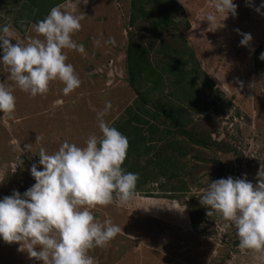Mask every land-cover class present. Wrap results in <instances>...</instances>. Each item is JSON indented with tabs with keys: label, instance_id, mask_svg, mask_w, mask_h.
Masks as SVG:
<instances>
[{
	"label": "rangeland",
	"instance_id": "1",
	"mask_svg": "<svg viewBox=\"0 0 264 264\" xmlns=\"http://www.w3.org/2000/svg\"><path fill=\"white\" fill-rule=\"evenodd\" d=\"M177 1L181 6L178 13L166 32L160 35L151 33L147 22L130 24L131 0H89L87 5L80 4L76 14L84 19L80 31L72 38L83 44L85 52L65 50L66 62L73 65L81 80L80 87L64 96V85L53 81L47 94L35 98L14 88L16 107L12 118L7 119L0 112L2 199L13 190L23 194L35 183L30 168L36 163L38 170H42L38 164L41 147L53 154L64 141L83 147L89 135H99L96 112L107 102H111L112 107L105 120L116 128L125 125L126 109L133 104L136 107L138 97L128 71L130 41L151 48L150 58L159 68L165 59H170L159 51L164 43L180 47L185 44V50L195 54L201 70L214 80L215 87L209 90L203 85V75L199 72L195 75L198 89L203 93L199 111L180 98L171 97L169 86L154 94L158 99H165L164 106L168 105L167 100H173L174 109L181 105L183 110L177 111L178 116L184 113L188 117L186 113H189L192 119L186 129L195 138L210 141L211 146L198 144L183 134L153 102L144 105L159 115L145 117L148 123L142 124L141 129L148 138L146 141H141L140 136L127 138L125 160L129 167L145 164L148 145L155 146V154L160 150L171 154L167 147L174 145L178 165L183 169H176L179 173L175 178L161 177L159 183L143 186L129 207L118 208L113 204L90 209L96 218L110 220L121 228L106 247L89 250L88 255L94 258L95 264H256L252 251L239 249L235 229L224 230L223 221L218 217L206 216V209L199 204L198 197L209 182L228 176L241 178L246 174L255 187L257 173L264 172V60L259 59L264 52L260 49L264 48V9L257 13L247 0H234L236 17L229 15L223 21V16L217 15L215 22L209 24L205 18L215 14L214 0ZM73 2L67 0L63 4ZM261 3L262 0H252L255 6ZM15 13L8 3L0 0V25L10 28L13 42H26L35 37L33 24L25 35L16 26ZM237 29L251 34L253 39L249 46L240 45L242 36ZM109 38L114 39L115 44L107 43ZM191 66L186 69L191 71ZM165 75L167 83L174 79V75ZM0 83L5 86L12 83L7 80L3 66H0ZM180 92L176 94L179 97ZM57 99H63L62 106H55ZM214 100L219 107L210 103ZM222 107L226 108L225 112L216 111ZM155 126L159 133L151 142L149 129ZM181 151L186 153L185 157L180 155ZM20 159L22 163L18 165ZM141 167L143 165L139 169ZM169 180V184L184 182L187 191L169 198L158 185ZM148 206L160 208L147 212L137 209ZM197 211L200 213L195 216ZM18 247V244L9 245L0 239V264H42L29 258L26 252H18Z\"/></svg>",
	"mask_w": 264,
	"mask_h": 264
},
{
	"label": "clouds",
	"instance_id": "2",
	"mask_svg": "<svg viewBox=\"0 0 264 264\" xmlns=\"http://www.w3.org/2000/svg\"><path fill=\"white\" fill-rule=\"evenodd\" d=\"M89 0H74L71 4L52 7L49 13L32 26L35 37L26 42H13V32L0 25V66L12 83H0V112L11 119L16 107L14 88L30 97L44 96L53 81L61 82L62 93L68 96L81 85V80L71 63H67L65 50L85 52L83 44L73 40L80 31L83 16L76 14L80 4ZM254 7L257 13L264 9V0ZM215 14L205 18L209 24L217 15L223 21L236 17L234 0H214ZM240 45L247 47L253 37L242 33ZM109 44L115 40L109 38ZM99 44V41H96ZM259 59L264 60V52ZM241 87L243 84L241 82ZM63 99L54 101L62 106ZM112 105L96 112L99 135H89L83 147L64 141L58 151L48 154L41 147L39 166L33 163L30 175L35 183L23 194L13 190L0 199V239L7 244H18V252L42 264H95L88 255L90 249L104 248L121 232L110 220L96 218L90 209L115 204L129 207L136 198L137 173L126 171L128 139L105 120ZM22 163L19 160L18 165ZM17 165V166H18ZM254 187L246 174L241 178L228 176L211 181L199 195V204L206 216L215 215L223 221V229H235L241 251H252L256 264H264V172L257 173ZM157 206L143 209L150 211ZM135 209V210H137Z\"/></svg>",
	"mask_w": 264,
	"mask_h": 264
},
{
	"label": "trees",
	"instance_id": "3",
	"mask_svg": "<svg viewBox=\"0 0 264 264\" xmlns=\"http://www.w3.org/2000/svg\"><path fill=\"white\" fill-rule=\"evenodd\" d=\"M66 1L67 0H1V3H8V6L16 11L15 24L25 35L30 25H34L36 22L42 20L52 7L61 5ZM180 7L177 0H131L132 11L130 15V24L135 26L141 21L147 22L151 27V33L154 35L158 33L159 35L164 34L173 23L174 17L177 15ZM177 45H173V43H164L159 51L166 53L170 59H165V62L162 63V67L159 68L150 58L151 48L138 41H130L127 51L128 71L130 82L137 91L138 97L135 101L136 107H134L133 104L126 109L127 119L124 120L127 122H125L124 126L122 125L117 129L127 138L131 136H140L142 138L141 141H146L148 138L142 134L141 129L142 124L148 123V119H145V117L156 118L159 113L151 110L149 106L144 105L152 104L153 102L154 105L162 110L169 121L177 125V128L181 130L183 134L189 136L198 144L211 146L210 141L195 138L194 135L186 129V126L192 119L189 113H186L188 117H186L184 113L178 116L177 111L182 112L181 110H183L181 105L174 109L173 100H167L168 105L164 106L166 103L165 99H158L154 95L157 90L169 86L172 88V91L169 92L171 97L176 96L188 103L192 109H198L199 111L201 110L199 102L203 98V93L198 89V84L196 83L197 77H195V75L197 72L203 75L204 79L202 82L206 88L212 90L215 87L214 80L210 78L206 72L201 70L193 51L185 50V44H183L182 47L179 45L178 47ZM260 49L262 50L264 48L260 47ZM260 49L258 50L260 51ZM185 54H188L189 57L184 58ZM188 66H191V71L186 69ZM165 74L174 75V79L171 80L170 83H167ZM189 74L192 75V78L189 77ZM192 81L193 83H190ZM141 86H145V88L142 89ZM178 92H180L183 97L177 96L176 94ZM147 93H149V95H147ZM153 95L154 99L151 97ZM210 103L217 105L216 100ZM217 107H219V105H217ZM216 111L225 112L226 108L222 107L221 109H216ZM149 130L151 133L150 141L153 142L155 141V136L159 133V128L151 127ZM154 148V145H148L144 154L147 155L145 164H133L131 166L134 168L133 169L129 167L125 160L122 165L126 171L139 175L140 182L137 183L136 192L143 190V186L147 184L159 183L161 177L175 178L179 173L176 169L178 167L183 169V166L178 165V157L174 152L176 146L169 145L167 147L171 154L167 153L166 150H160L155 154L153 152ZM178 150H181L180 147ZM180 155L185 157L186 153L181 151ZM136 156L137 155H135V157ZM139 157L136 159L139 160ZM140 165H143L141 169H139ZM170 182L169 180L168 183L165 181L164 183L158 184L160 190L165 192L169 198H175L177 197L176 194L179 192H186L188 189L186 184H182L184 182L180 184H169ZM199 213L200 212L197 211L194 215L198 216Z\"/></svg>",
	"mask_w": 264,
	"mask_h": 264
}]
</instances>
